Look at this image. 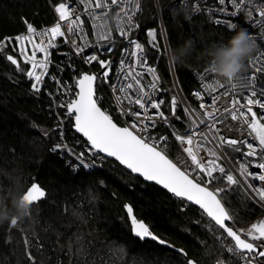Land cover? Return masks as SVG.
<instances>
[{
	"label": "snow or ice",
	"instance_id": "1",
	"mask_svg": "<svg viewBox=\"0 0 264 264\" xmlns=\"http://www.w3.org/2000/svg\"><path fill=\"white\" fill-rule=\"evenodd\" d=\"M79 2L84 5L85 10H88L92 4V0H79ZM231 3L234 9L244 11L248 20H252V13L256 11L260 17L258 23L264 25V7L253 6L251 0L247 4L245 0H231ZM219 4L225 5V0H219ZM94 7L96 9L115 7L119 34L132 46L130 57L135 58V65L140 68V71H135L133 67L126 66L125 59H120L117 77L123 78L124 81L130 79L132 83H127L126 87L112 85L121 93L130 92L133 85L137 86V95L128 99V106L118 109V115L127 118L126 126H121L108 110L102 108L103 97L97 92L110 78L109 69L112 67V61L110 58H100L95 51L90 55H84L85 48L90 43L85 39L88 35L86 21L81 19L79 11H73L70 3L61 0L55 4L54 10L58 14V19L50 27L41 29L40 35L45 39L39 43L33 41L37 26L26 20L24 21L26 34L17 33L15 36L0 39V54H3L19 73L29 78L30 91L36 95H40L42 89L47 91L55 107L61 109L63 119L56 125L55 131L63 134V125L66 124L68 128L74 129L76 133L86 138L84 147L91 155L86 156L84 151L79 154L74 153L78 163L73 166V170L81 166L93 170L97 167L96 158L100 160V167H103L109 158H114L133 174L137 181L142 179L145 184L161 186V190L177 200L182 210H194L201 217L208 218L209 231L221 245L215 264H264V218L257 219L247 228L234 227L236 215L227 207L224 199L228 194L243 192L244 206L246 201H253L264 209V87L259 89L256 87L257 74L262 78L260 82H264V52L258 54L259 59L255 64L249 60V64L254 68L252 79L241 85L247 95L233 100L230 111L225 109L224 114L219 115L214 107L209 110L205 103L200 102L198 109L203 111L198 112L197 109H193L192 112H197L204 119L190 120L182 131L177 130L174 121L181 120V116L177 114L178 99L172 96L168 108L161 110L166 103L162 97L167 94V90L158 88L161 76L157 73V67L149 63L148 57L151 53L145 51L143 43L130 36L133 30L146 31L147 37L150 38L148 45L153 52L159 51L162 47L159 43L158 30L135 20V16L143 11L141 0H110V4L108 0H95ZM195 10L199 11V7L197 6ZM217 11L224 13L227 9L221 7ZM236 15V11L231 13L232 17ZM89 18L93 21V28L99 29L93 47L102 42L113 44L111 29L101 20V14L89 12ZM97 21H99L98 25ZM61 22L66 26L64 30ZM216 23L220 25L221 21L217 19ZM225 24L228 29L236 27L231 19L225 21ZM66 33L78 34L84 41L83 46L78 44L76 39H69ZM57 38L63 39L58 41ZM28 44H31L30 53L26 47ZM14 45H18V51L15 53L11 51ZM62 45H70L77 57H84L85 64L98 62L102 71L79 72L70 76L71 82L65 81L62 76L50 74L49 65L53 63L51 50H56ZM99 50L107 54L111 53L113 48L101 47ZM123 51L127 52V49ZM38 52L43 54L42 57L38 58ZM64 55L70 54L64 53ZM156 60L158 64L159 57H156ZM126 67L127 71L124 70ZM66 69L76 72L75 65L71 63L66 67L59 65L56 67V71L60 73L65 72ZM207 72L205 68L201 73L202 79ZM145 73L151 77V82L147 85L148 91H145V84L141 82ZM48 75L56 85L55 93L48 91L45 79ZM201 87L208 90V95H202L201 90L198 89L194 90V97L198 101L206 100L208 105H215L217 99L212 93L216 92V88L206 83ZM157 92L160 95H156ZM57 95L60 97L58 100ZM153 96L155 98H152ZM133 104L139 107L132 108ZM237 104L239 107H236ZM149 109L154 110L151 115H148ZM184 111L187 112L186 109ZM142 112L145 118H142ZM188 115L191 116V113ZM224 115L230 116L229 122L237 126L229 130V135L235 138L225 140L221 136L217 147L227 146L245 158L239 163L236 172L225 168L220 162L221 157L217 151L199 143V140L207 141V133L220 132L217 125L224 119ZM161 126L171 129L172 137L179 142L183 154L179 162L170 158V149L167 145L171 141L168 136L153 135V131ZM49 134L47 131L44 132L45 136ZM194 139L197 140L196 143ZM245 146L246 151L243 150ZM64 147L66 145L56 143L52 150L56 151ZM253 164L260 171H250L249 168ZM220 180L224 182V186L213 187V184ZM256 180L260 183H253ZM99 183L103 185L104 181L101 180ZM22 195L31 205L46 198L47 190L40 183L32 182ZM112 195L117 196L116 193ZM122 207L126 211L125 217L121 218L122 223L128 226V235L134 241L147 246L166 245L175 250L180 264H199L197 258L189 257L185 248H176L175 245L169 244L149 223L138 218L134 213L133 204L124 203ZM196 223L198 224L199 221ZM17 225L18 223L13 220L11 226ZM23 242L28 245L26 236ZM27 256L30 261L34 260L30 251L27 252Z\"/></svg>",
	"mask_w": 264,
	"mask_h": 264
},
{
	"label": "trees",
	"instance_id": "2",
	"mask_svg": "<svg viewBox=\"0 0 264 264\" xmlns=\"http://www.w3.org/2000/svg\"><path fill=\"white\" fill-rule=\"evenodd\" d=\"M159 3L170 47L187 37L195 41L191 57L184 63H174L180 87L193 102L191 94L197 85L193 70L208 64L207 58L199 52L214 42L225 40L240 27L248 32L250 28L240 23L237 29L229 30L209 22L204 14H192L189 7L181 9L172 0H159ZM48 7L49 0H0V39L23 29L25 20L41 25L39 12ZM139 23L160 30L154 0L144 2ZM138 32L143 41H147L146 31ZM147 50L153 52L148 44ZM54 56L57 58L58 53ZM158 70L162 89L167 90L166 110L171 97L177 95L164 51ZM22 77L0 54V78L18 80ZM51 87L49 83L48 88ZM98 92L103 94L102 108L107 105L114 120L121 124L107 90L102 88ZM22 93L28 100L21 96L16 98L10 88L0 85V195L13 191L23 193L30 183L38 182L46 188L47 196L31 204L30 216L17 226L7 223L0 226V264H180L174 249L166 245H143L128 235V226L121 220L126 215L124 203L133 204L138 218L149 223L169 244L185 248L189 257L197 258L199 264H215L221 245L209 231L206 217L194 210H182L177 200L159 185L145 184L142 179L137 181L112 158L103 167L96 158L95 169L81 166L74 171L77 163L63 148L52 150L59 133L55 131L57 120L47 91L36 95L26 89ZM177 114L181 120L175 122L182 126L180 107ZM45 131L50 134L45 136ZM66 135L72 150L79 153L83 149V137L70 128ZM169 149L171 156H183L175 141ZM235 154L231 152L232 157ZM101 180L103 185L99 183ZM218 184L224 186L222 180L213 186ZM224 199L236 215L237 226L249 225L263 213L253 201H246L244 206L243 192L228 194ZM25 236L28 245L23 242ZM29 251L34 257L32 261L27 256Z\"/></svg>",
	"mask_w": 264,
	"mask_h": 264
},
{
	"label": "built area",
	"instance_id": "3",
	"mask_svg": "<svg viewBox=\"0 0 264 264\" xmlns=\"http://www.w3.org/2000/svg\"><path fill=\"white\" fill-rule=\"evenodd\" d=\"M154 1H155L156 12H157L158 22H159V29H160L158 31L159 32V43L162 46L160 48V50L156 51V52H149L147 50V44H148V40L150 38L147 37V35H146L147 41H143V37L142 38L139 37V35H141V34L138 32V30H133V32L130 34V36H131V38L138 39L141 43H143L145 45V51L148 53H151V55L148 57L149 63H150V65L157 67V73H158V75H160V72L158 70L160 56L162 55V53L164 51L166 58L168 60L167 53H168V49L170 48V45L168 42L166 30H165V25H164V20H163V15H162L160 3H159V9H157L156 0H154ZM58 2H61V1H58ZM58 2H53V1L49 0V7L44 9V10H41L39 12L42 23L39 26L35 25L33 23L35 26H37L36 34L33 37L34 42L39 43L42 39H45L44 37H42L40 35L41 29L46 28V27H50L53 23H55L57 21L58 14L55 13L54 6ZM64 2L70 3V6L72 7L73 11H79L81 19L86 21V31L88 32V35L85 37V39L90 41V43H89V46L87 48H85L84 55H90L93 51H95L96 54L98 56H100V58H102V59H109L110 58L112 61L111 76L103 88H105L107 90V92L109 93V96H110V98L113 102V105L115 107V111L118 115V109L120 107L128 106V99L131 97H135L137 95V86L136 85H133V89L130 92H126V93L118 92L112 87V85H116L117 87L124 85L126 87L127 83H132V81L130 79L127 81H124L123 78L118 79L117 69L119 68V61L122 58L125 59L126 66L133 67L135 69V71H140V68L135 65V58L130 57V53L132 51V46L128 44L127 39L121 37L119 34V30L117 27L118 19L116 18V11L117 10L115 9V7H112L111 9H104V8L96 9L94 7L95 0H92V4L89 6L88 10H85L84 5L81 4L79 2V0H76L75 2H69V1H64ZM108 2L110 4V0H108ZM248 2H249V0H245V4H247ZM141 3L143 5L142 0H141ZM251 3L253 6H256V7H264V0H251ZM178 5L180 6L181 9L189 7L192 14H204L206 16V18L209 20V22H211L215 25H217L216 21H217V19H219L221 21L220 26L226 27L225 21L231 19L232 22L236 25V27L229 29V30L237 29V27L239 26L240 23L247 24L250 28V31L248 33L252 36V38L256 42V51L254 52L252 58L250 59L253 62V64H255L257 62V60L259 59L258 54L261 52H264V25H261L258 23V21L260 20V17L256 11H253V13H252V15H253L252 20H248L244 11H238L232 7L231 0H225V5H220L219 0H179ZM197 6L199 7V11L195 10ZM221 7H225L227 9V11L224 13L218 12L217 9H219ZM246 10L247 9H245V11ZM233 11L237 12V15L235 17L231 16V13ZM89 12H92L93 14H96V13L101 14V20L105 21L106 24L111 29V34L113 37L114 46H113V44H103V42H102L101 44H97L93 47V45L95 44V41L97 39L96 32L99 29H98V27L95 29L93 28V21L89 18ZM105 13H106V15H105ZM141 13H138L135 16V20L138 23H139V18H140ZM26 21H28L29 23H32L29 20H26ZM61 23H62V30H64L66 26L63 24V22H61ZM96 23L98 25L99 21H97ZM152 28H156L158 30L157 27L153 26ZM17 33L26 34L25 24H24V28L21 29L20 31H18L14 34H8L7 33L2 38L6 37V36H15ZM66 34L69 36V39H76L77 43L80 44L81 46H83L84 41L79 38L78 34H72V33H66ZM62 39L63 38H57L58 41H60ZM26 47L29 49V53H30L31 44L26 45ZM101 47H112L113 50L111 53L105 54L99 50ZM124 49H127V52H124L123 51ZM7 50L8 49L6 48V51ZM11 51L13 53L17 52L18 51V45L12 46ZM51 51H52L53 63H51L49 65V73L55 74L58 76H62L65 81L71 82L70 76L77 75L79 72H89V73H99L100 72L101 68H100L98 62H92L91 64L83 63L84 57L83 56L77 57L75 55L74 49H72L70 45H62L58 49L51 50ZM56 52L58 53L57 58H55V56H54ZM64 53H69L70 55H64ZM42 55H43L42 53H39V52L37 53L38 58L42 57ZM156 57H159L158 64H157ZM18 59H20V58L18 57ZM70 63L75 65L76 72H72L70 69H66V71L63 73L56 71L57 65H59L60 67H66ZM168 64H169V68L171 71L174 87L176 90V95L180 101L179 107L181 108V110L183 112V125L180 126L174 121L176 129L181 130V131L183 130V128L188 126L190 120L199 121L200 119H204V117L199 116L197 114V112H192L193 109H197L198 112L203 111V110L198 109V103H200V102L205 103L209 110H212L214 107L217 110V113L219 115H223L225 109H229V111H230L233 107V100L239 99L240 97H244L247 95V93L244 91V89L241 87V85L245 84L247 81L252 79L251 74L254 71V68L252 67V65L249 64V61H247L246 62V70L241 74L240 80L234 81L231 84H225V83H223V81L218 82L217 77L210 72H207L202 79L201 73L204 71L206 66L203 67L202 69L195 68L193 70V74H194L195 79L197 81V85L192 90L191 96H192L193 102H191L186 98V96L184 95V93L182 91V88L180 87V84H179L177 77H176L174 63H170L168 60ZM29 67H30V65H29ZM124 70L127 71V67ZM45 79L47 81V85L49 83L52 84V87L48 88V91L55 93L56 85L50 79V75L46 76ZM261 80H262V78L260 77V74H257V80H256L257 89H259L260 87H264V82H260ZM141 82L143 84H145V91H148L147 85L151 82V77L148 76L147 73H145L144 76L141 78ZM205 83L212 85V87L216 88V92L212 93V95L217 99V103L215 105H208L206 100L198 101V99L196 97H194V95H193L194 90H198V89L201 90L202 95H208V90L201 87ZM0 85L4 86L5 88H10L11 92L13 93V95L16 98H17V96H21V97L27 99L22 93L23 90H26V89L30 90L29 78H27L26 76L23 75V77L18 79V80H11V79L5 80V79L0 78ZM233 85H235V87H233ZM158 88L162 89V78H161V83L158 84ZM97 94L103 97V94L101 92H97ZM156 95H160V93L157 92ZM59 98L60 97L57 95V100ZM152 98H155V96H153ZM162 98L165 100V102H167L166 95H164ZM50 99L52 102L54 115L56 117L57 124H58L63 119V113H62L61 109H58L55 107V104H54L52 97H50ZM131 107L132 108H138L139 106L133 104ZM165 107H166V103L164 106H162L161 110H165ZM236 107H239V105L237 104ZM34 108H35V106H33L32 109L34 110ZM103 109L108 110L110 112V109L107 105H105ZM185 109L187 110V112L184 111ZM35 110H37V108ZM152 111H154V110L149 109L148 115H151ZM58 113H59V115H57ZM188 113H191V116H189ZM110 114H111V112H110ZM166 114H168V113L166 112ZM119 116H120L121 121H122V123L120 125L126 126L127 118L123 117L121 115H119ZM142 118H145L143 112H142ZM230 119H231L230 116L224 115V119L221 120L220 123L217 125V127L220 128V132L217 133L215 131H211V132L207 133V141L199 140V143L205 144L206 148H210L213 151H217L218 155L221 157L220 162L225 166V168L227 170L236 172V171H238L239 163L242 162L245 158L241 157L240 153H237V152H236L235 156L232 157L231 153L230 154L228 153V149H230V148L227 146H225L224 148H218L217 147V145L220 143V137L221 136H223V138L225 140L229 139V138H235V136L229 135V130H231L233 127H237L234 123L229 122ZM63 128H64L63 134L58 132L59 133V139L56 143H61L63 145H66V147L63 148V150L65 151V153H67V155L70 158H73L74 161L76 163H78V161L76 159V155H74L75 152L72 150L71 144L69 143V141L66 137L67 136L66 133L68 131L67 125L64 124ZM73 131H74V129H73ZM171 131L172 130L167 128L166 126H161V127L156 128L153 131V135H157V134L167 135L169 141L173 142L175 140L171 135ZM74 133H75V131H74ZM85 141H86V139L83 138V141H82L83 149L80 150V152L81 151L85 152V150H86V148L84 147ZM175 142L179 146V142H177V141H175ZM196 142H197V140L194 139V143H196ZM170 144L171 143H169L167 145L168 148L170 147ZM243 150L246 151V146ZM86 152H87V150H86ZM86 152H85V154H86ZM232 152H233V150H232ZM75 154H79V153H75ZM90 155H91L90 153L86 154V156H90ZM170 158H173L174 160L179 162V160L182 159L183 156H180V155L179 156L178 155L177 156H171L170 155ZM85 162H87V161H85ZM249 170L250 171H260V169H258L256 167V165H254V164L250 166ZM253 183L259 184L260 182L258 180H256V181H253ZM215 187H221V186L216 185ZM263 211H264V209H263ZM259 218H264V212L262 213V215L257 217L252 222L256 221ZM206 220L209 224L208 218H206ZM233 226L239 228V226H237L235 224V222L233 223Z\"/></svg>",
	"mask_w": 264,
	"mask_h": 264
},
{
	"label": "clouds",
	"instance_id": "4",
	"mask_svg": "<svg viewBox=\"0 0 264 264\" xmlns=\"http://www.w3.org/2000/svg\"><path fill=\"white\" fill-rule=\"evenodd\" d=\"M159 9V0H156ZM195 48V41L187 37L182 43L168 49L170 63H184L188 60ZM256 51V42L248 31L240 27L233 31L225 40L214 42L199 52L208 60L206 70L217 77L218 82L231 84L239 81L241 74L246 70V62ZM31 205L18 191L0 195V226L6 223L11 226L13 220L17 223L30 216Z\"/></svg>",
	"mask_w": 264,
	"mask_h": 264
},
{
	"label": "water",
	"instance_id": "5",
	"mask_svg": "<svg viewBox=\"0 0 264 264\" xmlns=\"http://www.w3.org/2000/svg\"><path fill=\"white\" fill-rule=\"evenodd\" d=\"M172 2H174L175 4H178L179 3V0H172ZM139 37L140 38H142V36L141 35H139ZM102 71V69H100V72ZM111 72H112V67L109 69V77L111 76ZM177 97V96H176ZM177 99H178V97H177ZM178 102H179V104H180V101H179V99H178ZM118 123V122H117ZM122 126V125H121ZM75 131V130H74ZM77 134H79V133H77ZM79 135H81L82 136V134H79ZM83 137V136H82ZM84 138V137H83ZM86 139V138H85ZM112 159H114V158H112ZM115 160V159H114ZM118 162V161H117ZM124 167V166H123ZM161 187V186H160ZM34 203H36V202H34Z\"/></svg>",
	"mask_w": 264,
	"mask_h": 264
},
{
	"label": "rangeland",
	"instance_id": "6",
	"mask_svg": "<svg viewBox=\"0 0 264 264\" xmlns=\"http://www.w3.org/2000/svg\"><path fill=\"white\" fill-rule=\"evenodd\" d=\"M146 0H142V2H143V4H144V2H145ZM6 60V59H5ZM232 152V150L231 149H228V153L230 154ZM218 185H220L221 187H223V185L222 184H218ZM264 212V211H263ZM251 224V223H250ZM249 224V225H250ZM249 225H246V226H244V228H247ZM240 227V226H239ZM116 257H119V253H117V255H116ZM115 264H117L116 262H115Z\"/></svg>",
	"mask_w": 264,
	"mask_h": 264
},
{
	"label": "bare ground",
	"instance_id": "7",
	"mask_svg": "<svg viewBox=\"0 0 264 264\" xmlns=\"http://www.w3.org/2000/svg\"><path fill=\"white\" fill-rule=\"evenodd\" d=\"M110 109V108H109ZM110 112H111V110H110Z\"/></svg>",
	"mask_w": 264,
	"mask_h": 264
}]
</instances>
